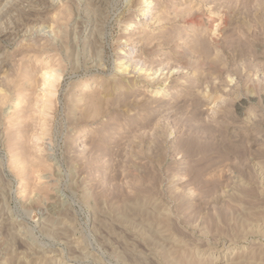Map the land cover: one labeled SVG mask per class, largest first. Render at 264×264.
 <instances>
[{
  "label": "rangeland",
  "instance_id": "1",
  "mask_svg": "<svg viewBox=\"0 0 264 264\" xmlns=\"http://www.w3.org/2000/svg\"><path fill=\"white\" fill-rule=\"evenodd\" d=\"M263 1L0 0V264H264Z\"/></svg>",
  "mask_w": 264,
  "mask_h": 264
},
{
  "label": "bare ground",
  "instance_id": "2",
  "mask_svg": "<svg viewBox=\"0 0 264 264\" xmlns=\"http://www.w3.org/2000/svg\"><path fill=\"white\" fill-rule=\"evenodd\" d=\"M259 1H260V0H259ZM261 1H262V0H261ZM257 3H258V2H257ZM262 4H264V1H263ZM257 6H258V5H257ZM257 6H256V7H257ZM259 6H261V2H260V5H259ZM259 6H258V7H259ZM262 6H264V5H262ZM262 6H261V7H262ZM143 19H144V18H143ZM47 30H48V29H47ZM202 42H203V40H202ZM202 42H201V44H202ZM242 42H243V41H242ZM199 43H200V42H199ZM199 43H198V44H199ZM244 44H245V43H244ZM205 45H206V44H204V47H206ZM202 46H203V44L201 45L200 49L202 48ZM198 47H199V46H198ZM205 49H207V48H205ZM201 50H202V51H205L203 48H202ZM206 53H207V52H206ZM198 122H199V121H198ZM184 124H185V123H184ZM184 124H183V126H185ZM199 124H200V123H199ZM202 125H203V124H202ZM202 125H201V127H202ZM205 125H206V124H205ZM183 126H181V127H183ZM190 126H192V125H190ZM198 126H199V125H198ZM187 127H188V126H187ZM210 127H213V126H210ZM210 127H209V128H210ZM179 128H180V127H179ZM190 128H191V127H190ZM190 128H189V130H190ZM209 128H208V130H209L208 132H207V130H203V128H202V130H203V131H206L207 133H209V132H210V129H211V128H210V129H209ZM181 129H182V128H181ZM191 129H192V132H191V131H190V132L193 133V127H192ZM176 130H177V129H176ZM179 130H180V129H179ZM186 130H188V129L185 128V132H186ZM202 130H201V131H202ZM182 131L184 132V130H182ZM182 131H181V132H182ZM195 131H196V129L194 130V132H195ZM211 131H215V130H214V129H211ZM179 132H180V131H179ZM199 132H200V130H198V128H197V133L199 134ZM187 133H188V132H187ZM203 133H204V132H201L202 135L205 134V133H204V134H203ZM207 133H206L205 135H208ZM210 133H211V132H210ZM183 134H184V133H183ZM188 134H189V133H188ZM193 134H194V133H193ZM198 134H197V135H198ZM195 135H196V134H195ZM189 136H190V135H189ZM200 136H201V135H200ZM209 136H210V135H209ZM209 136H206V137L209 138ZM211 136H213V135L211 134ZM185 137H186V136H185ZM194 137H195V136H194ZM197 137H198V136H197ZM197 137H196V138H197ZM206 137H205V139H202V140H203V141H204V140L206 141V140L208 139V138L206 139ZM199 138H201V137H199ZM185 139H186V138H185ZM210 139L212 140V138H210ZM183 140H184V139H183ZM185 141H186V140H185ZM188 141H189V139H188ZM190 141H191V137H190ZM190 141H189V142H190ZM192 141L194 142L195 140L193 139ZM200 141H201V139H200ZM205 141L202 142V143L206 144ZM209 141H210V140H209ZM209 141H206V142H209ZM182 142H183V141H182ZM193 142H191V143H193ZM195 142H196V141H195ZM185 143H186V142H185ZM191 143H190V144H191ZM204 144H200V145H203V146H204ZM208 144H209V143H208ZM211 144H212V143H211ZM220 144H221V143H220ZM224 144H225V143H224ZM180 145H181V143H180ZM180 145H179V146H180ZM200 145L198 146V145L196 144L195 146H196V147L198 146V148H199ZM222 145H223V143L220 145V147H221ZM225 145H227V144H225ZM182 146H183V144H182ZM182 146H181V147H182ZM190 146H191V145H190ZM192 146L195 147L194 144H193ZM211 146H212V145H211ZM196 147H195V148H196ZM209 147H210V146H209ZM212 147H214V146H212ZM223 147H225V146H223ZM226 147H227V146H226ZM183 148H184V146H183ZM200 148H202V146H201ZM206 148H207V147H206ZM227 148H229V147H227ZM227 148H226V149H227ZM232 148H233V147H232ZM179 149H180V148H179ZM213 149H214V148H213ZM213 149H212V150H213ZM220 149H221V148H220ZM223 149H224V148H223ZM181 150H182V149H181ZM181 150H180V151H181ZM199 150H200V149H199ZM199 150H198V151H199ZM202 150H203V149H202ZM204 150H205V149H204ZM208 150H209V149H208ZM216 150H217V149H216ZM218 150H219V149H218ZM227 150H228V149H227ZM229 150H231V148H229ZM233 150H234V149H232L231 151H233ZM193 151H196V152H197L196 149L193 150ZM193 151H191V154L189 153V156L193 155V154H192ZM205 151H206V152H205ZM205 151L203 152L202 155H200L201 157H199V156L197 155L198 152H197V153H194V154H196L195 156H197V157H199V158L196 159V161L193 162V163L196 164V166H199L200 164H201V165L203 164V165H202L201 167H198V168H196L195 166H193L194 168H192L191 171H190V172H191V174H190V178L188 177V182H190V183H192V184H194V185H197V186L200 185L201 187H203V186H207V185H208V186H209V185H212L211 183L213 182V181L211 180V178H210V179H207V177L205 178V174H206L207 169L209 168V166L211 165V163H213V161H211V160L208 161L207 159H208V157H209L210 155L213 154V153H212L213 151H211L212 154H211L209 151L207 152V150H205ZM225 151H226V150H225ZM237 151H239V149H237ZM237 151H236V153L238 154ZM188 152H189V151H188ZM188 152H187V153H188ZM220 152H222V151H220ZM220 152H219V153H220ZM229 152H230V151H229ZM234 152H235V150H234ZM182 153H183V152H182ZM185 153H186V152H185ZM223 153H224V151H223ZM199 154H201V153H199ZM185 155H186V154H185ZM219 155H220V154H219ZM186 156H187V155H186ZM189 156H187V157H189ZM195 156H193V157H195ZM182 157H183V156H182ZM187 157H186V158H187ZM197 157H196V158H197ZM191 158H192V157H191ZM193 160H194V159H193ZM193 160H191V161H193ZM190 164H191V163H190ZM194 164H193V165H194ZM190 167H191V166H190ZM188 168H189V167H188ZM187 172L189 173V171H187ZM186 176H188V175H186ZM184 201H185V200H184ZM186 203H187V202H186Z\"/></svg>",
  "mask_w": 264,
  "mask_h": 264
}]
</instances>
